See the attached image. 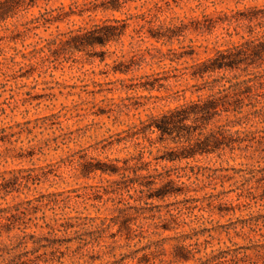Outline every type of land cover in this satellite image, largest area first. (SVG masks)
<instances>
[{
  "label": "rangeland",
  "instance_id": "obj_1",
  "mask_svg": "<svg viewBox=\"0 0 264 264\" xmlns=\"http://www.w3.org/2000/svg\"><path fill=\"white\" fill-rule=\"evenodd\" d=\"M108 1L39 0L36 7L0 23V128H12V134L34 129L36 138L25 134L24 144L17 146H38L33 160L0 163V172L24 168L52 173L28 195L0 201V208L50 194L60 195L63 205L42 212L46 223L61 232L51 235L29 223L27 235L3 234L0 264H264V67L249 68L248 75L242 66L240 72L214 77L225 74L223 84L237 83L235 75L239 81L251 78L258 92L252 101L243 96L242 127L233 129L240 133L218 152L171 162L183 145L162 143L158 133L146 129L151 117L210 94L212 84L182 73L216 49L242 43L248 23L238 20L255 8L263 10L264 0H182L171 10L163 8L159 23L165 26H191L196 20L212 29L167 45L140 38L138 25L144 22L134 19L158 0L128 3L121 13L78 16L90 2ZM60 9L70 15L61 23L39 29L27 25L46 12L57 16ZM114 19L130 24L120 43L84 52L68 44L50 46L56 36ZM159 23L145 24L143 34ZM189 47L197 55L178 60L190 53ZM121 64L131 69L129 75L114 73ZM220 120L204 133L229 122L226 116ZM230 120L238 122L233 116ZM140 158L150 163L149 171L135 176ZM84 162L120 172L81 178ZM149 176L157 179L156 186L142 195L132 182L146 183L143 177ZM168 180L184 194L148 200ZM65 214L80 216L84 226L66 232L60 228ZM126 221L130 234L122 228ZM167 227L173 230L165 231ZM17 235L25 236L24 246L17 247Z\"/></svg>",
  "mask_w": 264,
  "mask_h": 264
},
{
  "label": "trees",
  "instance_id": "obj_2",
  "mask_svg": "<svg viewBox=\"0 0 264 264\" xmlns=\"http://www.w3.org/2000/svg\"><path fill=\"white\" fill-rule=\"evenodd\" d=\"M39 0H2L0 1V23L6 22L9 19L16 17L20 11L28 10L37 6ZM142 0H109L108 2L98 5L96 2H90L85 5V9L79 12L80 17H84L87 14L94 15L102 12H119L121 13L124 6L128 3H137ZM150 0H144V3L150 4ZM182 0H158L150 8H146V11L137 17H134L137 21H142L144 24H139L140 38L151 39L158 44L167 45L173 44L174 41H179L180 38H185L187 34H203L209 32L212 29L205 27L199 21L192 20L191 26H188L184 22H180L177 25L170 24L165 26L163 22H160L159 13L163 8L167 10L172 9V4L179 6V2ZM142 6V8L145 7ZM63 9L57 16H54L53 12H46L39 18H34L27 25L35 26L39 29L41 26H49L55 23H61L65 21L70 15L62 13ZM250 16L244 17L238 20L239 22L248 23V31L246 36H242V43L234 44L232 47H223V49H216L214 55L203 61H196L194 64L185 69L182 73L183 76L191 78L196 82H203V84H212L213 86L208 89L210 94L205 98H200L198 101H192L185 103L175 109L168 110L167 112L151 117L147 125V131L151 134L158 133L160 140L165 143L169 140L177 145H183L179 150L180 155L175 159L169 161H182L193 160L198 156L210 155L218 152L224 146V141L232 139L235 135H239L240 131L233 132L236 127H242L239 122L241 118H238L242 113V101L243 96H248V100L252 101L253 94H258L257 86L253 84L254 80L251 78L239 81L240 75H235L233 79L237 83H231L227 81V84L222 82L227 80L226 73H237L242 70V66H246L244 72L251 74L253 70H259L264 67V9L259 10L257 8L251 10ZM73 16H76L73 13ZM148 18H150L149 21ZM132 20V19H129ZM237 21V23H238ZM154 22H158L160 26L158 28L150 27L148 35L143 34L142 30L145 28V24L152 25ZM229 24H232L231 21ZM130 24L128 21H121L118 19L107 20L101 24H95L91 28H80L78 31H72L64 36H56L50 46H59L68 44L71 49L77 52H84L89 48L96 46L106 47L113 43H120L123 37H125ZM239 28V27H237ZM64 37L65 39H62ZM190 53H185L179 57L178 60L184 58H192L197 55L194 47H189ZM50 52L53 49L50 48ZM123 68H121V67ZM264 71V68H263ZM115 74L129 75L131 73L130 68H124L121 64L119 68L114 70ZM225 73L219 79H216L217 75ZM254 76V74H252ZM257 77V76H256ZM264 77V75L262 76ZM253 84V85H251ZM246 89L247 91H242ZM230 90V91H228ZM260 104V103H259ZM256 108V106H253ZM223 116L227 117L229 121L226 125L218 126L216 130H212L208 134L204 132L212 125L213 122L218 121ZM233 116L238 122L230 120ZM214 124V123H213ZM28 125V124H27ZM20 127V126H18ZM12 128H0V163L8 165L9 162L23 163L26 160H33L37 156V145H31L30 147L20 146L24 144L22 137L26 134L28 136H34V129H27L19 133H9ZM36 136H34V139ZM184 140V141H183ZM183 141V142H182ZM29 144L34 143L33 139H30ZM242 143V142H241ZM186 144V145H185ZM44 150L40 147V151ZM138 163L133 169L135 176L139 172H148L147 169L150 163H146L143 158L137 160ZM131 169H124L128 171ZM101 172L103 175H116L120 170L106 169L105 166L100 167L90 162H84L81 165V178H89L90 175H94ZM52 173H47L44 170L37 169H24L17 168L9 171L0 172V201H6L12 197L18 199L19 197L26 196L37 187L49 181ZM146 183L140 181H133L132 186H137V192L140 194L145 193V189L152 191L156 186L157 179L154 176L143 177ZM177 184L173 180H168L160 188L156 189V196L150 195L148 200H165L172 196H179L184 193L176 190ZM16 196V197H15ZM60 195L50 194L36 197L34 199L26 198L24 201L15 204L7 205L5 208H0V237L6 234L8 238L14 232H19L22 235H27V231L31 228L29 223L34 224L33 227L36 230H47L48 234H55L61 232L57 226L46 223L45 214L42 213L43 209L52 205L54 211L56 207L62 209L63 205L58 200ZM71 199L68 198L62 203H68ZM52 209V210H53ZM42 213V217L38 215ZM68 217L69 215H64ZM83 219L79 216L68 217L65 219L66 223L61 224L60 228H63L66 232L69 230L79 229L84 225L80 222ZM38 223H34V222ZM44 222V226L39 225V222ZM74 221V223H73ZM57 225V220L54 219ZM130 222H125L122 228L128 233H132L130 228ZM165 231H172L169 227L164 229ZM25 237V236H24ZM24 237L17 235L15 239L18 241V246H24L22 240Z\"/></svg>",
  "mask_w": 264,
  "mask_h": 264
}]
</instances>
